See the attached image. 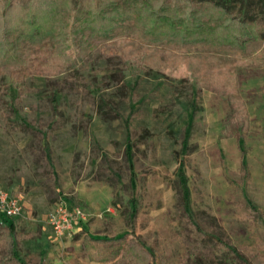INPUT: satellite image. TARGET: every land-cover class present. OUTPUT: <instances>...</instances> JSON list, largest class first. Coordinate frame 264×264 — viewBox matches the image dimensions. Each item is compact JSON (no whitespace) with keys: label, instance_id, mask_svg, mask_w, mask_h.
<instances>
[{"label":"rangeland","instance_id":"374dc122","mask_svg":"<svg viewBox=\"0 0 264 264\" xmlns=\"http://www.w3.org/2000/svg\"><path fill=\"white\" fill-rule=\"evenodd\" d=\"M220 1L242 19L259 9V0ZM258 19L264 31V15ZM121 38L99 42L57 75L18 84L8 69L0 72V190L23 198L22 215L6 217L19 226L23 257L28 264H125L126 251L92 261L84 242L130 233L136 209L153 264H188L191 254L218 264L189 212L264 264V60L236 68L251 119L242 131L227 96L203 89L184 66L138 64L124 48L135 42ZM263 48L264 40L193 53L234 63ZM60 202L85 209L83 231L55 236L47 219ZM6 218L0 212V222Z\"/></svg>","mask_w":264,"mask_h":264},{"label":"trees","instance_id":"16d2710c","mask_svg":"<svg viewBox=\"0 0 264 264\" xmlns=\"http://www.w3.org/2000/svg\"><path fill=\"white\" fill-rule=\"evenodd\" d=\"M258 8L242 19L220 0H0V72L8 69L18 84L34 74L57 75L81 63L99 42L122 37L118 41L135 42L124 48L138 64L184 66L203 89L227 96L232 119L239 129L247 131L250 113L239 95L236 68L258 66L264 60V48L234 63L217 56L205 59L193 52L242 49L253 41H263L258 17L264 15V2L259 0ZM139 45L145 46L136 48ZM168 47L175 51H168ZM25 128L32 127L25 124ZM183 198L188 209L189 198ZM188 214L198 240L214 247L218 264H254L229 238L205 231ZM136 216L134 209L127 219L130 233L126 235L86 238L89 258L107 262L126 251L125 264H153L155 252L137 233ZM131 234L134 239L130 244ZM19 237L14 221L6 218L0 222V264H28ZM188 264L207 263L203 256L191 254Z\"/></svg>","mask_w":264,"mask_h":264},{"label":"built area","instance_id":"2783aa9c","mask_svg":"<svg viewBox=\"0 0 264 264\" xmlns=\"http://www.w3.org/2000/svg\"><path fill=\"white\" fill-rule=\"evenodd\" d=\"M0 212L9 218L22 215L24 212L23 198L6 190H0ZM86 221L87 214L82 206L66 202L58 203L47 219L57 238L83 231Z\"/></svg>","mask_w":264,"mask_h":264}]
</instances>
